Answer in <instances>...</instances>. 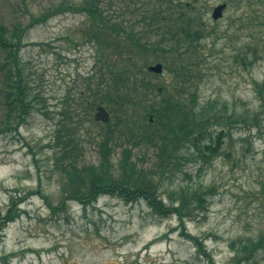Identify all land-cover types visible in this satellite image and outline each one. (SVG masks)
Returning <instances> with one entry per match:
<instances>
[{"label":"rangeland","instance_id":"1","mask_svg":"<svg viewBox=\"0 0 264 264\" xmlns=\"http://www.w3.org/2000/svg\"><path fill=\"white\" fill-rule=\"evenodd\" d=\"M64 1L79 0H0V18L12 31ZM139 1L112 0L114 8L107 4L105 9L111 18L134 23L147 39L161 42L167 30L151 21L152 9L143 18ZM252 1L253 6L248 0H174L204 24L206 38L194 56L200 104L217 102L220 109L227 107L223 119L241 116L251 123L224 127L227 135L210 163L197 155L182 172L164 179L160 191L167 204L175 203L170 195L182 189L203 193L205 204L194 201L185 228L177 216L154 215L144 201L126 204L110 196L94 206L71 202L66 212L52 213L49 203L58 205L61 199L51 148L57 130L65 124L76 128L84 145L82 162L99 163L103 123L95 121L96 109L88 117L84 110L88 87H96L105 71V57L83 34L84 14L63 13L26 32L20 58L39 100L24 123L0 132V216L12 201L20 211L1 233L0 264H207L208 256L216 264H231L243 242L264 240V4ZM224 3L223 17L212 19L214 8ZM6 54L0 49V63ZM156 63L163 64L148 66ZM156 75L149 78L153 84L173 81L165 67ZM160 98L153 95L151 103ZM6 113L0 108V120ZM255 114L258 124L252 122ZM221 129L213 127L214 140ZM122 150L121 143L115 147V163ZM134 153L139 166L153 164L151 152ZM242 264H264V241L258 254Z\"/></svg>","mask_w":264,"mask_h":264},{"label":"trees","instance_id":"2","mask_svg":"<svg viewBox=\"0 0 264 264\" xmlns=\"http://www.w3.org/2000/svg\"><path fill=\"white\" fill-rule=\"evenodd\" d=\"M111 1H64L33 17L27 27L15 25L12 31L0 18V49L7 53L0 63V108L7 110L0 120V132L12 129L15 123H24L39 100L20 58L26 32L63 13L84 14L87 20L83 34L105 57L104 61L99 59L105 71L101 72L96 87H88L91 94L84 114L88 117L97 106L103 105L112 113L114 121L102 124L98 164L82 162L84 145L76 128L65 124L57 130L54 145L49 147L53 149V168L59 178L61 199L58 205L49 203L52 213L66 212L71 202L83 207L94 206L101 197L110 196L126 204L144 201L154 215L177 216L185 228L186 218L194 214L191 208L194 201L200 207L205 204L203 193L197 189H182L170 195L175 203L167 204L160 191L164 179L182 172L188 161L198 160L197 155L203 156L205 164L210 163L219 154L227 135L224 127H231L232 122L244 125L249 122L241 116L223 119L227 107L220 109L217 102L200 104L193 78L198 73L195 71L199 66L195 58H198V47L206 37L202 20L187 12L186 5H175L174 0L139 1L143 18L152 9L154 19L151 21L156 22L158 29L167 30L163 31L162 41L156 42L147 39L134 23L111 18L105 9L107 4L114 8L116 3ZM171 42L176 44L171 45ZM151 61L163 62L173 81L153 84L150 76L158 75L147 70ZM156 94L161 97L160 101L151 103ZM252 122L258 124L257 114L253 115ZM215 126L222 129L214 140L212 129ZM120 143L123 144L122 155L115 163L114 150ZM134 149L146 151L145 154L151 152L153 164L139 166L134 159ZM191 150L194 154L187 158ZM17 205L18 202L12 201L6 214L0 216V239L3 229L20 216ZM185 236L203 249L198 238ZM263 241L243 242L240 255L231 264L249 263L262 248ZM208 258L207 264H216L210 256Z\"/></svg>","mask_w":264,"mask_h":264},{"label":"water","instance_id":"3","mask_svg":"<svg viewBox=\"0 0 264 264\" xmlns=\"http://www.w3.org/2000/svg\"><path fill=\"white\" fill-rule=\"evenodd\" d=\"M225 8L226 4L217 6L212 14L213 19L218 20L219 18H221L223 16V11ZM163 70L164 68L161 63H157L148 67V71L155 74H162ZM95 120L97 122L108 123L111 120V114L104 106L100 105L96 109Z\"/></svg>","mask_w":264,"mask_h":264},{"label":"flooded vegetation","instance_id":"4","mask_svg":"<svg viewBox=\"0 0 264 264\" xmlns=\"http://www.w3.org/2000/svg\"><path fill=\"white\" fill-rule=\"evenodd\" d=\"M260 1L262 2V4H264V0H260ZM257 2H259V1H257ZM248 3L250 6H253V4H254L252 0H248Z\"/></svg>","mask_w":264,"mask_h":264}]
</instances>
